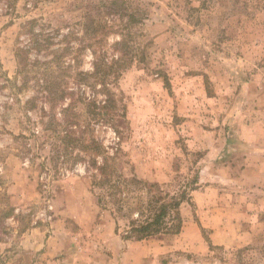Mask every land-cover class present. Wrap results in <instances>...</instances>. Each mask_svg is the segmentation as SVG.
I'll list each match as a JSON object with an SVG mask.
<instances>
[{"label": "rangeland", "instance_id": "1", "mask_svg": "<svg viewBox=\"0 0 264 264\" xmlns=\"http://www.w3.org/2000/svg\"><path fill=\"white\" fill-rule=\"evenodd\" d=\"M121 1L0 0V264H264V0H125L145 13L114 88L126 117L94 137L172 191L199 174L182 231L143 241L99 204L90 156L65 152L44 100L47 78L73 89L93 71L85 23L118 27Z\"/></svg>", "mask_w": 264, "mask_h": 264}, {"label": "trees", "instance_id": "2", "mask_svg": "<svg viewBox=\"0 0 264 264\" xmlns=\"http://www.w3.org/2000/svg\"><path fill=\"white\" fill-rule=\"evenodd\" d=\"M120 3L118 27L109 26L106 21L103 23L101 16H91L85 23L84 35L90 41L82 50H92L93 71L79 72L75 78L78 86L73 89L62 88L53 76L47 78L43 81L44 100L50 109L49 130L62 135L65 152L79 148L90 156L87 170H92V187L101 192L98 197L99 204L110 207L113 216L128 220L124 239L143 241L163 233L179 234L182 231L181 210L185 203L191 202V192L196 190L199 174L178 191H172L170 184L151 183L140 179L136 174L127 175L119 170V154L111 155L94 137L95 124L98 122L111 125L117 135L121 134L117 123L119 119L126 117V111L124 107L118 106L114 88L134 60V48L131 46L133 29L145 21V13H132L125 0ZM29 25L32 26L31 42L40 45L42 32L34 33L36 21L29 22ZM112 31L119 35L120 40L111 45L104 44ZM99 35H102V38H99ZM109 50L114 53L112 58L108 57ZM88 88L93 90L92 95L89 94ZM100 94L104 95L105 99L99 102ZM67 101L68 105L62 107ZM60 107L63 117L61 124L57 122V109ZM58 128H61V131Z\"/></svg>", "mask_w": 264, "mask_h": 264}]
</instances>
